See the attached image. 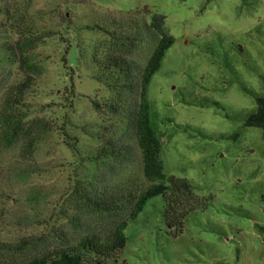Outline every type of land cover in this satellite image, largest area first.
I'll use <instances>...</instances> for the list:
<instances>
[{
	"label": "rangeland",
	"instance_id": "374dc122",
	"mask_svg": "<svg viewBox=\"0 0 264 264\" xmlns=\"http://www.w3.org/2000/svg\"><path fill=\"white\" fill-rule=\"evenodd\" d=\"M153 13L176 39L149 86L157 127L171 134L175 124L190 125L211 135L189 129L163 138L165 170L190 178L203 201L175 234L162 222V197L148 200L125 231L118 263L264 264L255 228L264 225V139L259 128L242 126L254 103L240 90H263L264 0H0V106L24 75L4 47L26 32L27 53L42 68L26 95L28 117L52 125L31 156L19 141L0 144V264H24L84 234L107 232L126 215L92 210L85 185H147L134 137L137 95L106 59L119 53L112 34L143 28L129 48L141 69L155 43L143 26ZM113 18L125 23L118 31ZM209 96L223 107L205 105ZM163 116L174 118L171 130L159 123ZM109 139L127 144V157L98 158Z\"/></svg>",
	"mask_w": 264,
	"mask_h": 264
},
{
	"label": "trees",
	"instance_id": "16d2710c",
	"mask_svg": "<svg viewBox=\"0 0 264 264\" xmlns=\"http://www.w3.org/2000/svg\"><path fill=\"white\" fill-rule=\"evenodd\" d=\"M144 9L146 13H150L149 8L145 7ZM111 24L118 27L115 29L118 31L125 23L120 18H113ZM143 26L150 31L155 43L141 69H136L129 59L131 51L129 48L134 39L139 38L143 28L128 34H112L113 38L118 39L117 51L119 53L108 55L106 61L108 68L120 73L123 78L122 87L137 95L133 117L134 137L140 151L142 174L147 185L133 191L129 189L117 191L106 188L94 190L90 184L85 185L86 191L83 193V200L92 210L115 212L127 209L126 215L107 232L84 234L76 241L54 246L24 264H119L118 259L127 239L125 231L130 223L136 221L148 200L156 196L162 197L164 203L162 222L175 234L181 231L186 215L193 212L202 203L203 197L196 194L198 186L190 178L166 172L163 162V138L168 140L173 137L175 132L188 131L189 129L206 137L211 138V135H206L199 127L183 124L171 126L173 130L171 134L158 129L155 112L149 98V86L153 75L161 67L166 51L175 43L176 39L167 32L164 16L159 13H153L150 20L144 22ZM133 27H136L135 23ZM110 32L113 33V31ZM26 34V32L18 33L11 44L4 47L5 52L12 57L13 62L17 63L24 75L21 81L13 84L7 90L2 100L0 144L8 147L19 141L22 154L28 157L33 154L37 144L52 129V125L44 117H28L26 95L36 78L42 73V68L27 53L32 40ZM261 83L263 85L261 92H257L245 84H240V90L252 97L254 103L251 110L244 116L242 126L259 128L264 139V78ZM206 98L208 101L205 105L208 107L212 106L218 110L223 107V103L220 101L210 96ZM173 121L174 118L171 116L159 118V123L168 127L167 130L170 129L169 126ZM220 136L225 135L221 134ZM129 152L130 147L127 144L109 139L96 149V156L100 159L117 158L122 160L127 157ZM261 201H264L263 197ZM255 228L264 238V225L255 223Z\"/></svg>",
	"mask_w": 264,
	"mask_h": 264
}]
</instances>
